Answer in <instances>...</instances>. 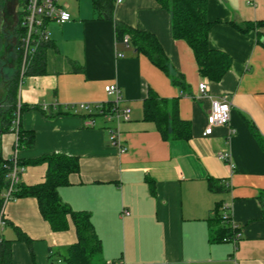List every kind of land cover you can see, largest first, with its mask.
<instances>
[{
  "label": "crops",
  "instance_id": "0c3cea01",
  "mask_svg": "<svg viewBox=\"0 0 264 264\" xmlns=\"http://www.w3.org/2000/svg\"><path fill=\"white\" fill-rule=\"evenodd\" d=\"M9 0H0V156L14 148L13 122L4 131L11 101L23 104L19 127L33 133L31 146L20 147L23 160L61 153L76 157L79 170L58 187L60 199L73 210L90 214L106 261L117 264H264V218L259 195L264 191V26L247 32L233 24L264 21V0H209L213 23L209 44L231 57L219 81L200 75L193 52L171 32L167 10L156 0H112V18L92 0H59L70 20L47 23L43 72L15 77V47L20 42V15ZM116 22L147 30L161 44L183 84L145 55L117 38ZM128 35V34H127ZM129 36V35H128ZM206 80L211 97L226 96L228 124L204 134L210 99L198 90ZM118 85L129 119L119 124L120 144L112 142L110 122L65 107L69 103H106L104 87ZM173 102L190 137H164L143 119L148 91ZM12 99V100H10ZM121 148L123 151H121ZM228 152L233 163L218 158ZM46 162L27 164L20 183L45 178ZM6 188L2 189L1 196ZM224 203L238 227V239L222 240L227 227L219 220ZM128 210V214H122ZM0 240H9L10 264H51L76 241L72 224L53 231L32 196L8 200ZM59 263V262H58ZM57 263V264H58Z\"/></svg>",
  "mask_w": 264,
  "mask_h": 264
},
{
  "label": "trees",
  "instance_id": "16d2710c",
  "mask_svg": "<svg viewBox=\"0 0 264 264\" xmlns=\"http://www.w3.org/2000/svg\"><path fill=\"white\" fill-rule=\"evenodd\" d=\"M161 8L167 10L171 19V32L175 39L184 40L191 48L200 75L212 81H219L231 67V57L225 51L213 48L209 44V30L213 23L207 18V3L209 0H156ZM26 0H18L21 6L20 20L23 14ZM95 8L102 7L108 18H112V0H92ZM19 20V27H20ZM232 24L241 32H247L255 26H264V21L245 22L243 24ZM19 33L22 34L20 27ZM117 38L123 40L125 34L129 35V43L136 52L145 55L154 65L163 70L171 81L175 84H183L182 74L173 68L159 43L157 37L143 29L133 28L121 22H116ZM20 41V40H19ZM16 46L17 68L15 77L9 81L8 98H12L18 87V76L21 63L20 42ZM43 45L40 46L30 61L26 72H43ZM25 72V73H26ZM12 100V99H10ZM108 101L107 103H109ZM23 104L19 105V113L23 109ZM17 110L15 102L7 108L4 115V131L10 129V125ZM143 119L155 123L157 129L164 137L183 138L190 137L188 122L178 118L171 100L158 97L149 90L143 100ZM19 147L31 146L34 141L33 133L30 131L18 130ZM47 163L45 178L42 182L34 185L17 183L11 193L13 198L32 196L37 200L39 211L42 217L49 223L53 231L66 230L70 224L73 225L76 234V241L68 245L64 253L60 254L58 264H93V257L101 251V241L97 236L90 219V214L83 210H73L68 204L63 202L58 194V187L68 184V175L79 170L76 157L61 153L41 155L36 158L23 160L19 158L21 165ZM7 159L0 156V210L3 197L1 191L7 188L6 178ZM264 218V191L259 195ZM219 220L221 214H219ZM223 222V221H222ZM228 235L221 239L228 240L233 235V231L227 223ZM9 240H0V264H10ZM102 264V263H97Z\"/></svg>",
  "mask_w": 264,
  "mask_h": 264
},
{
  "label": "built area",
  "instance_id": "2783aa9c",
  "mask_svg": "<svg viewBox=\"0 0 264 264\" xmlns=\"http://www.w3.org/2000/svg\"><path fill=\"white\" fill-rule=\"evenodd\" d=\"M122 0H115L119 3ZM71 15L66 8H64L59 0H26L23 14L20 20V27L22 29V34L20 36V48H21V63L19 76H23L26 69L32 60L34 54H36L38 48L44 45L45 42L49 40V34L47 31V23L50 21H56L58 23H63L70 20ZM123 41L127 44L129 42V36L125 34L123 36ZM198 90L202 95L209 97L210 105L208 113L206 116L207 126L205 128L204 134H209L212 128L217 125H225L229 123L230 120V101L226 96L211 97L209 93V87L206 80H202L198 83ZM104 90L107 95L112 96V100L109 103H69L65 107L85 111L90 116L85 119V124L92 126L94 125L93 115H102L106 121L110 122L109 133L112 142L119 145V124L122 120L129 119L130 109L127 106H121L122 96L120 89L117 84L110 83L105 85ZM19 105H17V110L12 120L14 126L13 130L15 133L14 148L11 156L7 158L6 167L7 173L6 178L8 180L7 188L3 194V200L0 210V227L5 223L3 218V207L5 203L13 199L11 193L17 183H19L20 175L24 170V165L19 163L18 150H19ZM93 112H96L95 114ZM121 151L123 149L121 148ZM218 158L223 161H228L230 167H233V163L229 158L228 152H219ZM230 208V203H224L221 212V219L223 222L227 223L233 231V235L228 239V241L235 242L238 239L239 231L237 224L232 219L231 214L228 209ZM128 210H123L121 215L128 214ZM60 262V260H58ZM57 262V263H58ZM52 262L51 264H57Z\"/></svg>",
  "mask_w": 264,
  "mask_h": 264
},
{
  "label": "rangeland",
  "instance_id": "374dc122",
  "mask_svg": "<svg viewBox=\"0 0 264 264\" xmlns=\"http://www.w3.org/2000/svg\"><path fill=\"white\" fill-rule=\"evenodd\" d=\"M8 6L9 7H14V9L17 11V12H19V11H21V6L20 5H18V0H9L8 1ZM17 16L18 15H20V14H16ZM17 47H18V45H17ZM16 48V47H15ZM115 261V263H113L112 261H106V259H105V257H104V254H103V252L102 251H100L99 253H97L94 257H93V260H92V263L93 264H97V263H102V264H117V261L116 260H114ZM119 264V263H118Z\"/></svg>",
  "mask_w": 264,
  "mask_h": 264
}]
</instances>
